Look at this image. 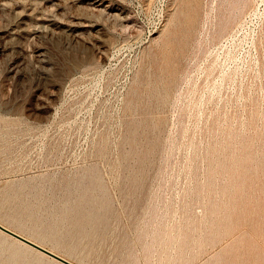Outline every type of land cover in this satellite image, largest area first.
Returning <instances> with one entry per match:
<instances>
[{
    "label": "rangeland",
    "instance_id": "1",
    "mask_svg": "<svg viewBox=\"0 0 264 264\" xmlns=\"http://www.w3.org/2000/svg\"><path fill=\"white\" fill-rule=\"evenodd\" d=\"M0 222L78 264H264V0H0ZM0 264H61L0 231Z\"/></svg>",
    "mask_w": 264,
    "mask_h": 264
},
{
    "label": "water",
    "instance_id": "2",
    "mask_svg": "<svg viewBox=\"0 0 264 264\" xmlns=\"http://www.w3.org/2000/svg\"><path fill=\"white\" fill-rule=\"evenodd\" d=\"M0 231L3 232L4 234L14 238L15 240H18L19 242L25 244L26 246L31 247V248L39 251L40 253L48 256L49 258L56 260L57 262H59L61 264H78V263L70 260L69 258L53 251L52 249L40 244L39 242L17 232L16 230H14L8 226H6L2 222H0Z\"/></svg>",
    "mask_w": 264,
    "mask_h": 264
},
{
    "label": "bare ground",
    "instance_id": "3",
    "mask_svg": "<svg viewBox=\"0 0 264 264\" xmlns=\"http://www.w3.org/2000/svg\"><path fill=\"white\" fill-rule=\"evenodd\" d=\"M18 241V240H17ZM21 243V242H20Z\"/></svg>",
    "mask_w": 264,
    "mask_h": 264
}]
</instances>
